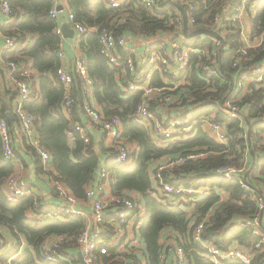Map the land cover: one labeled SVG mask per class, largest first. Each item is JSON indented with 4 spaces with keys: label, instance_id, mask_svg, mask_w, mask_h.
Wrapping results in <instances>:
<instances>
[{
    "label": "trees",
    "instance_id": "obj_1",
    "mask_svg": "<svg viewBox=\"0 0 264 264\" xmlns=\"http://www.w3.org/2000/svg\"><path fill=\"white\" fill-rule=\"evenodd\" d=\"M231 1L186 0V3H181L187 13L189 32L201 28L219 31L214 20ZM68 3L75 20L88 28L109 29L117 37L132 39L169 33L187 47L206 51L211 57L215 54L219 64L218 75L210 76L203 68L211 65L212 59L208 60L206 53L192 54L190 66L180 79H169L170 87H176L182 80L186 82L169 92L177 99L169 109H175V114L182 120L191 115L200 121L215 113L217 122L226 126L227 143H217L199 123L178 127L180 132L172 137V144L161 148L135 118L140 93H127L125 85L117 79V70L101 55L100 33L86 35L79 45L83 52L82 60L94 82V98L102 106L104 117L107 120L118 118L123 125L117 141L137 143L139 147L137 152L131 153V163L125 167L113 166L112 160L117 152L114 147L107 149L111 156L105 170L110 174L114 196H125L132 191L143 196L146 215L141 236L147 246L149 263L161 264L162 235L171 230L180 236L177 241L186 251L188 264H244L239 260L216 263L208 250L195 242L194 231L203 222L202 236L211 245L222 251L238 248L250 257V264H264V235L253 236L245 228L246 220L258 218L257 196L264 190V81L250 84L246 92L238 86L243 76L253 74L259 64L264 65L263 48L247 47L242 26L234 21L228 23L223 32L219 31L225 38L224 44L205 35L185 39L183 23H179L182 12L168 0L158 1L152 9L141 5L139 0H128L120 9L108 8L103 0H68ZM241 3L242 0H236L233 13ZM52 5V0H11L14 22L2 30L4 36L15 39L16 47L13 51H5V59L7 65L13 62L18 66L14 80L24 81L30 86V97L24 107L33 117L41 145L52 155L54 172L45 170L36 150L23 136L17 141L19 126L7 117L12 110L11 104L1 100L0 114L16 138L17 159H23L24 154L32 156L37 174L63 183L79 201H86L87 187L102 167L101 157L94 149L91 136L88 145L77 133H74V145L71 146L69 141L68 134L74 132L73 125L83 122L79 115L85 114L86 97L82 81L74 73L72 93L75 103L71 109V120L67 119L62 111L65 89L57 76L61 67V39L56 33L57 22L50 16ZM247 12L254 43L264 31V0L251 2ZM119 53L127 56L124 49ZM30 65L39 71L38 79L30 75ZM1 75L4 73L0 69ZM3 83L15 105L19 97L17 86L11 89L6 78H3ZM152 85L164 87L166 84L157 74ZM228 103L245 108L243 124L228 115ZM161 104L155 102L154 106ZM12 111L14 114V109ZM157 116L160 117L158 113ZM190 127L192 133L187 134V138L183 137L181 133ZM189 154L204 156L166 169L164 182L209 191L205 195L187 196V203L176 204L179 197L168 196L160 185L157 186L162 191L158 187L156 189V171L153 178L149 164L167 157L172 161ZM222 168L244 171L246 187L238 178L229 180L218 173ZM16 171V161L4 157L0 137V226L10 233L12 239H16V244L3 247L6 251L0 255V264H79V237L86 228L84 219L70 215L64 219L41 221L37 216L45 214V204L39 196L31 193L10 203L7 199L8 182L16 177ZM261 232L264 234V230ZM53 236L63 238L61 254L65 260L62 262L50 263L43 258L42 246ZM111 253V257L103 256L104 264H119L120 260L115 259L120 254L116 251Z\"/></svg>",
    "mask_w": 264,
    "mask_h": 264
},
{
    "label": "built area",
    "instance_id": "obj_2",
    "mask_svg": "<svg viewBox=\"0 0 264 264\" xmlns=\"http://www.w3.org/2000/svg\"><path fill=\"white\" fill-rule=\"evenodd\" d=\"M60 0H52V10L50 16L57 19L59 16ZM93 1V0H89ZM106 6L110 9H120L124 7L128 0H103ZM160 0H139L140 4L148 9L156 7L157 2ZM255 0H242L240 6H237L236 12L233 8L236 6V0H232L231 4L227 6L215 20V28L221 32L225 30L226 25L234 21L239 26L244 27L245 19L244 14L247 12V7ZM11 0H0V10L5 17L8 24L14 20L13 11L10 7ZM178 3H186V0H178ZM191 10H194L191 7ZM69 21L74 29L76 38V45H80L83 38L90 33H100L101 55L106 59L110 66L117 70V79L125 85L127 93L136 92L140 93V104L136 110L135 118L137 122L145 127L157 145H167L174 141L172 138L179 131L178 127H186L191 122V125L201 123L203 129L215 139L217 143H227L228 133L224 124L217 122L216 114L209 117L194 120V117L188 115L186 120L178 118L176 112L169 109L171 103H176L177 99L169 92L174 91L177 86L170 87L169 79L178 80L190 66V58L192 54L208 55V60L212 59L211 65H206L203 69L210 76H217L219 64L215 59V54L211 57L206 51H197L191 47H187L182 41H177L174 38L161 39L157 43H147L143 48L142 54L135 57L129 53L127 48L128 38L117 37L112 30L103 29L102 31L97 28H88L80 22L75 20L72 12L69 13ZM179 23H183V17L179 19ZM216 31V30H214ZM219 31H216L220 33ZM57 35L60 37L61 42L64 35L61 29H58ZM222 34V33H220ZM159 35L143 37L145 40L150 41L159 38ZM16 47L14 38H7L5 44V51H13ZM256 47H262L264 51V31L258 39ZM124 49L127 56H122L119 51ZM243 53H246L245 50ZM61 59L65 58L63 51L59 52ZM239 62V59L236 61ZM75 69L78 77L82 81L84 95L86 97L84 103V112L88 123L94 130L106 133L109 139L113 141V147L117 154L112 160V165L115 167H125L129 165L131 160L130 147L124 142L117 141L122 132V123L118 118L106 119L103 110L95 103L94 96V82L89 77L87 67L82 58H77L75 61ZM18 66L15 63L8 64L7 78L15 83L19 91V97L15 103L14 115L19 123L22 136L26 139L29 146L34 148L37 155L40 157L41 163L47 172H54L52 167V155L45 149L40 142L37 129L33 122L32 115L25 109L24 104L30 97V86L24 81L14 80V75L17 73ZM166 84L164 87H154L152 80L156 75ZM60 83L65 89V101L62 105L64 113L71 112L75 103L73 97V84L74 75L64 65L58 70L57 73ZM185 79V78H184ZM264 81V65L259 64L255 72L251 75L243 76L238 86L245 89L247 84L262 83ZM125 82V84H124ZM155 102H161V105L154 106ZM228 115L232 119H236L244 123L246 118L245 108L238 105L228 103L226 105ZM157 113L160 115L157 116ZM190 126V125H189ZM186 132L192 130L185 129ZM77 133L85 144H90L91 138L86 126L83 123H77L74 126V132ZM0 137L3 143V154L7 160L16 161V138L11 131V128L6 119L0 114ZM204 154H189L172 160L169 167L158 166L155 172V180L157 185H160L165 193L170 197H179L180 200H185V197L192 195H205L209 189L206 188H186L183 186H175L164 182L163 172L166 169L172 168L176 165L183 164L190 160H196L203 157ZM227 179L238 178L243 183L244 171H237L234 168H222L218 171ZM242 175V176H241ZM110 174L103 171L100 175V181L97 184H90L87 187L86 201L90 200L93 203V218L94 228L86 227L79 237V245L81 249L79 252L83 254L86 264H104L103 256L111 257V252H117L119 255V264H137L135 258L140 255L144 250L143 240L141 236V226L143 219L146 215L143 210L139 197L125 194V196H114L109 189ZM14 178L9 183V193L7 199L10 203H14L30 192L20 187ZM53 193L59 197L64 204L59 207H52L44 205V215H38L37 218L41 221L50 219H64L66 216L83 217L84 211L78 207L80 202L69 188L59 181L50 179ZM243 187L246 185L243 183ZM259 205L258 218L248 219L245 221L246 230L253 236H263V231L260 224V216L264 210V190L257 196ZM264 224V216L262 219ZM4 228L0 226V236L4 232ZM204 223L201 222L194 231V240L200 247L208 250L209 255L216 261L222 263L229 260H239L244 264H250L251 259L243 251L238 248H231L228 251H222L218 247L211 245L203 238ZM179 235L171 230L163 233L162 238L165 241H171L162 247L160 253V263L172 262V264H188L186 251L182 245L177 241ZM62 237H57L55 240L47 241L42 246L43 258L50 263H58L64 261V256L61 254L62 250ZM6 243V242H5ZM0 255H2L8 246L0 239ZM108 264H111L108 263Z\"/></svg>",
    "mask_w": 264,
    "mask_h": 264
},
{
    "label": "crops",
    "instance_id": "obj_3",
    "mask_svg": "<svg viewBox=\"0 0 264 264\" xmlns=\"http://www.w3.org/2000/svg\"><path fill=\"white\" fill-rule=\"evenodd\" d=\"M59 2H60L59 8H62V10L59 11L60 12L59 16L56 19V22H57L56 31L58 29H61L62 33L64 35V32H63L64 27H67V28H65V33H67V34H71L72 32L74 33L73 39H67L64 35L63 41L60 42L59 52L63 51L65 53V58L64 59L60 58V66L61 65L66 66L74 74V73H76L75 61L77 58H82L83 52H82V49L80 48V46L76 45V43H75L76 35H75L74 29H73V27L69 21V13L71 12V8H70V5L68 3V0H60ZM175 2L178 3V0H176ZM247 13L248 12H246L244 14V17H243L245 19L244 27L242 28L243 38H244V41H245L247 47L254 48L255 46H257L258 40L255 41L254 43L251 40V25L249 23ZM5 20L6 19L0 10V69L4 73L3 76L2 75L0 76V103H1V100H3L5 104H11V106H12L11 108L13 110L14 104L10 101V95L7 93L6 87L3 83V78H6V80L10 84V88L11 89L15 88V86H14L15 83L7 78L8 65H7V62L5 59V44H6L7 37L4 36L3 30H2V28L5 25H7ZM12 22H14V21L12 20L9 23H12ZM159 36H160L159 38L153 39L150 41L145 40L143 37H136L134 39L129 37L128 38V45H127L129 53H131V55L139 58V56L143 52V48L147 45V43H157L161 39H169L170 37L172 38V35L169 33H165V34H162ZM29 73L34 78H36V79L39 78V71L32 68L31 65H30ZM5 74H6V76H5ZM76 75H77V73H76ZM181 83L183 85L186 82H181ZM37 85H38V87L40 86L39 84H37ZM249 85L250 84H247L245 86V89H244L245 92L247 91ZM95 103L97 104V106L99 105L100 108L103 110L102 106L99 104V102L96 99H95ZM0 110H1V104H0ZM12 110L11 109L9 110V112L7 113V117H8V114H11V115H13V117H15ZM63 114L67 119L71 120V112H69V113L63 112ZM79 116L81 118H83L82 119L83 122H81V123H83L86 126L89 135L92 137V141L94 143V149H96L99 152V155L101 157L102 167L98 170L93 181L91 182L92 184H97L100 181L101 173L103 171H106L105 168L107 165V161L109 160V157L111 156L110 151L107 149H110L111 147H113V141H112V139H109L107 137V135L104 136V133L94 130V128L91 127V125L88 123L86 115L84 113H81ZM9 121L12 123H15V124H17V126H19L17 123L18 121H11V120H9ZM75 125H73V129H74ZM68 136H69V141H70L71 146L74 145V134L69 133ZM21 137H22L21 130L19 127H17V131H16L17 141H19ZM127 145L130 147V150L132 153H135L139 150L137 143H128ZM159 147L162 148L163 145H159ZM163 148H165V147H163ZM130 163H131V160H130L129 164ZM156 164H157L156 162L149 164V168L150 169L153 168L154 166H156ZM16 168H17L16 178L18 180L17 183L20 187L28 190L31 194H35L36 196H39L40 199L43 201V203L47 206L59 207V206H62L64 204V202L53 193L51 183H50V179L47 176H43L41 174L39 175L36 173L35 163H34V159L32 158V156L24 154L23 159L18 158L16 160ZM108 184H109L110 192L112 193L113 192L112 191L113 185L111 182L110 183L108 182ZM128 194L133 195L135 197H139L138 200H139L140 204H143V206L142 205L141 206H142L143 210H145V212H146V203L143 200V196H141L140 194L133 192V191L129 192ZM182 203H187V202L183 201ZM92 206H93V203L90 200L80 201L78 203V207L84 211V216L81 218L84 219V221L86 222L85 227L94 228V226H95ZM3 233L6 234V237H8L7 239H9L11 242H14V239L11 238L9 232L4 231ZM163 233H165V232H163ZM56 238H57V236H53V237L49 238L48 241L55 240ZM142 240H143V237H142ZM169 242H171V241L170 240L165 241L162 238L161 239V246L163 247L164 243L166 245ZM143 245H144V250L140 253L139 256H137L135 258L136 263L137 264H150L148 257L146 255L147 246H146L144 240H143ZM77 258H78V255H77ZM163 264H172V262L170 260V262L163 263Z\"/></svg>",
    "mask_w": 264,
    "mask_h": 264
},
{
    "label": "water",
    "instance_id": "obj_4",
    "mask_svg": "<svg viewBox=\"0 0 264 264\" xmlns=\"http://www.w3.org/2000/svg\"><path fill=\"white\" fill-rule=\"evenodd\" d=\"M169 1L171 3H173L176 7H178L180 9V11L182 12L183 27H184L183 28V36L185 39L191 40L197 36L205 35L207 37L214 38V39L220 41L222 44L225 43V38L220 33L216 32L214 30L208 29V28L196 29L193 32H189V22H188V17H187V13H186L185 9L179 3H177L173 0H169ZM61 10H62V8H59V11H61ZM65 28H67V27H64V30H63L65 37L67 39H73L74 33L73 32L71 34L65 33ZM8 119L11 121H17L16 117H13V115H11V114H8ZM263 216H264V210H262L261 216H260V224L264 230V224L262 222ZM78 262H79V264H86L84 257H83V254L81 252L78 253Z\"/></svg>",
    "mask_w": 264,
    "mask_h": 264
},
{
    "label": "rangeland",
    "instance_id": "obj_5",
    "mask_svg": "<svg viewBox=\"0 0 264 264\" xmlns=\"http://www.w3.org/2000/svg\"><path fill=\"white\" fill-rule=\"evenodd\" d=\"M174 1H176V0H174ZM181 82H185L184 80H182ZM179 83V85H182V83ZM169 108H170V105H169ZM175 111V110H174ZM192 123V122H191ZM191 123L189 124V125H191ZM192 130H189L188 132H182L181 134L183 135V137H185V138H187V134L189 135V134H191L192 132H191ZM182 137V136H181ZM173 142V141H172ZM172 142H170L169 143V145L170 144H172ZM159 146V145H158ZM166 146H168V144L167 145H164L163 147H166ZM162 147V148H163ZM171 159L172 158H163V159H160L159 161H157L156 163V166H154L153 168H151L150 169V171H151V173H153V178H154V172L156 171V169H157V167L158 166H165V167H169L170 166V164H171ZM17 182H18V180H17V178L15 177L14 178ZM154 180H155V178H154ZM15 181V182H16ZM16 182V183H17ZM18 184V183H17ZM154 185H155V187H156V189H160V187H158L157 186V184L156 183H154ZM158 187V188H157ZM161 190V189H160ZM162 191V190H161ZM161 191H160V193H161ZM183 201H186V200H180V199H178V200H176V204H178V203H180V202H183ZM142 206H143V204H141ZM2 235H3V237H2ZM8 237H6V234L5 233H2L1 234V236H0V239L2 240V241H4V244L6 245V243H7V245H8V247H11L12 246V244L13 243H15L16 244V239H14V242H11L9 239H7ZM6 242V243H5ZM10 249V248H9Z\"/></svg>",
    "mask_w": 264,
    "mask_h": 264
}]
</instances>
